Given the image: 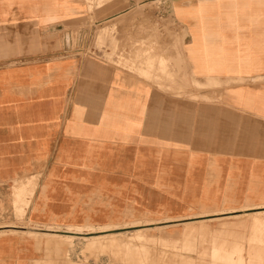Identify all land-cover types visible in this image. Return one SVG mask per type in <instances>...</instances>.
<instances>
[{
    "label": "crops",
    "instance_id": "1",
    "mask_svg": "<svg viewBox=\"0 0 264 264\" xmlns=\"http://www.w3.org/2000/svg\"><path fill=\"white\" fill-rule=\"evenodd\" d=\"M179 2L183 98L78 53L97 50L90 45L48 39L55 35L49 30L81 17L82 0H0V202L8 204L13 180L45 168L46 178L55 166L93 179L85 188L49 193L64 207L56 217L41 184L23 224H0V264H43L40 232L112 225L109 207L136 209L144 191L204 210L264 209V0ZM62 4L82 9L65 12ZM193 80L226 86L193 89ZM50 99L66 101L49 122ZM81 136L108 148L109 161L120 167L65 163L61 151ZM112 179L113 187L102 191L101 183L110 186Z\"/></svg>",
    "mask_w": 264,
    "mask_h": 264
},
{
    "label": "rangeland",
    "instance_id": "2",
    "mask_svg": "<svg viewBox=\"0 0 264 264\" xmlns=\"http://www.w3.org/2000/svg\"><path fill=\"white\" fill-rule=\"evenodd\" d=\"M82 1L86 9L81 17L71 18L63 26L49 30L48 32L55 31V35L49 33L48 39L80 43L87 48L90 45L97 50L78 53L126 69L177 98L186 95L183 88L187 79L183 74L182 49L185 29L174 15L176 7L182 8V2ZM63 4L62 8L66 6ZM80 9L82 8L68 5L63 11L75 12ZM105 9L108 10L104 14L106 17L100 15ZM108 15L112 17L107 18L110 17ZM192 82L193 89H222L226 86L218 80H209L206 84L194 80ZM191 98L210 99L198 96ZM65 101L48 100L49 122L55 121L56 113ZM80 138L73 141L70 147L73 148L72 154L61 151L60 156L65 163L87 169H91L90 166L93 165H110L107 161L111 158V153L107 154L108 151L105 150L107 159H104L103 152L93 154L92 149L99 147H94L92 140H87L86 136ZM82 154V158L91 160L86 163L75 162ZM51 164L49 162L48 166ZM112 165L120 167L119 162H112ZM46 169L33 173L31 177L13 180L5 197L8 204L0 202V224H23L27 209L43 183L42 192L46 194L56 217L55 214L64 210L62 202L57 201L55 195L49 194L63 189L58 188L57 184L62 183L64 188L74 191L93 182L90 176L81 177L75 171H66L68 173L63 175L64 171L55 166L50 169L46 178ZM109 171L113 172V168ZM57 172L60 173L59 176L55 175ZM70 173L74 179L64 177ZM113 185L112 179L110 186L102 182L100 188L106 191ZM142 197V204H138L136 209H125L119 204L109 207L110 217L114 220L112 225L74 224L66 228L49 226L47 232H40L46 234L36 238L38 248L44 251L43 264H264V209L231 213L182 204L177 201L176 196L144 191ZM81 217L82 215H78V220ZM10 218L15 223L1 221ZM31 233L34 232H29Z\"/></svg>",
    "mask_w": 264,
    "mask_h": 264
},
{
    "label": "bare ground",
    "instance_id": "3",
    "mask_svg": "<svg viewBox=\"0 0 264 264\" xmlns=\"http://www.w3.org/2000/svg\"><path fill=\"white\" fill-rule=\"evenodd\" d=\"M88 92V91H87ZM89 95V94H88ZM92 96V95H91ZM75 103V102H74ZM86 104V103H85ZM115 105V104H114ZM122 105V104H121ZM112 106H113V104H112ZM134 106V105H133ZM132 107V106H131ZM122 108V107H121ZM131 109V108H130ZM115 111V110H114ZM104 112V111H103ZM84 117H86L87 118V115H85L84 114ZM221 117V116H220ZM220 121V120H219ZM115 122V121H114ZM209 123V122H208ZM106 128V127H105ZM210 129V128H209ZM108 132V131H107ZM106 134V133H105ZM224 135V134H223ZM223 135H221V136H223ZM199 136V135H198ZM262 139V138H261ZM97 140H99V139H97ZM211 141V140H210ZM231 141V140H230ZM230 144V143H229ZM68 145V144H67ZM80 145V144H79ZM107 146V145H106ZM80 148H81V145H80ZM221 148V147H220ZM226 149V148H225ZM228 149V148H227ZM105 150H107L108 151V153L107 154H110L111 152H110V150L108 149V148H105V146H101V147H99V149L98 148H93L92 149V153L94 154V153H96V152H103L104 153V159L106 158L105 157ZM87 152H89V151H87ZM176 152H178V151H176ZM69 155L70 154H72L73 153V148H70L69 150H68V152H67ZM99 153H96V155H98ZM112 154V153H111ZM177 155V154H176ZM180 155V154H179ZM110 156H112V155H110ZM83 157V154L82 155H80L79 156V158L77 159V160H74L75 162H78V161H82L83 163H86V162H89L90 160H91V158H82ZM112 158V157H111ZM111 158H108L109 160L111 159ZM174 158V157H173ZM107 159V158H106ZM107 161L110 165H106V166H102V167H104V168H106V169H108V170H110V169H112L113 168V171H114V168H116V169H118L119 168V166H114V165H112V161ZM94 161H95V159H94ZM89 166V165H88ZM94 166H96V165H93V166H90V168H93ZM180 166V165H179ZM74 167V166H73ZM100 167H101V165H100ZM100 169V168H99ZM57 171V170H56ZM55 171V172H56ZM63 171H64V173H63V175H65L66 173H68V172H74L73 170H71V169H68V170H65V169H63ZM66 171H68V172H66ZM93 173H95V172H93ZM55 175L56 176H59L60 175V173L59 172H57V173H55ZM64 177H67L68 179L69 178H71V179H74L75 177H73V176H71V173L69 174V176H64ZM64 179V178H63ZM87 181H88V179H86ZM91 180H92V177H91ZM57 183V182H56ZM60 184H62V183H59V184H57L58 186V188H63L64 189V184H62V186H59ZM112 185V184H111ZM31 234H34V233H31ZM54 234V233H53ZM52 234V235H53ZM46 235V234H45ZM60 236V235H59Z\"/></svg>",
    "mask_w": 264,
    "mask_h": 264
}]
</instances>
